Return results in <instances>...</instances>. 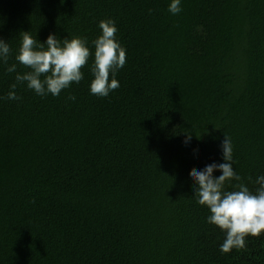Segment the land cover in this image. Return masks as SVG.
Masks as SVG:
<instances>
[{"label":"trees","instance_id":"16d2710c","mask_svg":"<svg viewBox=\"0 0 264 264\" xmlns=\"http://www.w3.org/2000/svg\"><path fill=\"white\" fill-rule=\"evenodd\" d=\"M169 2L0 0L9 64L21 32L91 47L108 18L127 56L106 98L89 92L90 57L57 97L18 85L20 101L0 99V264H264V234L220 251L190 179L222 162L225 135L240 182L259 187L264 0H182L178 15ZM5 67L0 97L15 82Z\"/></svg>","mask_w":264,"mask_h":264},{"label":"clouds","instance_id":"9594fccd","mask_svg":"<svg viewBox=\"0 0 264 264\" xmlns=\"http://www.w3.org/2000/svg\"><path fill=\"white\" fill-rule=\"evenodd\" d=\"M181 4L182 0H170L168 12L178 15L182 11ZM98 28L100 34L91 41V47L85 37L60 39L55 33H50L44 42H40L29 32H21L14 56L16 63L12 64L8 63L12 56L9 41L0 38V64L6 66L7 73H15V82L9 86L6 96L0 99L20 101L22 97L16 91L18 85L40 97H57L72 84H79L84 79L82 68L88 64L90 57L93 62L89 69L92 76L89 92L97 97H108L120 87L116 76L126 64V49L117 39L118 28L114 20H101ZM17 64L28 71L17 72ZM68 99L75 101L76 97L70 95ZM190 142L191 134H188L186 146ZM220 148L222 162H212L200 170H193L190 179L197 204L208 210L207 222L224 233L220 251L229 253L233 249L243 250L247 237L264 234V174L256 177L255 184L259 187L253 193L240 182L241 177L234 170L231 139L224 135ZM215 172L221 174L215 176ZM232 181L238 182L233 185L236 190H226V184Z\"/></svg>","mask_w":264,"mask_h":264}]
</instances>
